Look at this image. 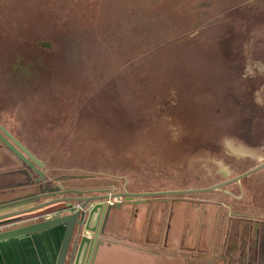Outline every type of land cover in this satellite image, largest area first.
Returning a JSON list of instances; mask_svg holds the SVG:
<instances>
[{"label":"rangeland","instance_id":"374dc122","mask_svg":"<svg viewBox=\"0 0 264 264\" xmlns=\"http://www.w3.org/2000/svg\"><path fill=\"white\" fill-rule=\"evenodd\" d=\"M234 74L243 85L228 88ZM227 99L250 115L221 113ZM0 126L63 192L200 189L239 176L264 162V0H0ZM15 168L0 142V197ZM173 198L197 211L194 222L203 211L246 214L230 219L237 258L264 259L248 235L264 231V168ZM207 231L197 224L185 247L215 239Z\"/></svg>","mask_w":264,"mask_h":264},{"label":"crops","instance_id":"0c3cea01","mask_svg":"<svg viewBox=\"0 0 264 264\" xmlns=\"http://www.w3.org/2000/svg\"><path fill=\"white\" fill-rule=\"evenodd\" d=\"M2 173L0 180L5 175ZM8 173L14 175L13 182L8 183L9 191L0 197V204L18 200L33 192L26 187L31 176L25 174V168L11 169ZM31 205L36 204L28 201L9 206L0 209V214L28 208ZM186 205L185 202H175L173 196L123 200L119 208L109 212L104 233L98 236V245L95 248L91 244L84 245L79 257L81 237L85 235L92 239L94 232L86 233L84 231L86 227L80 231L76 226L65 264H264V259L261 257L237 258L238 240L236 238L232 240V232L235 228L230 227V219H249L246 214L203 211L198 216V222H194L197 211L187 212L184 210ZM64 209H66L65 205L60 206L58 211L62 212ZM47 212L49 211L44 210L3 222L0 224V231L41 221L34 218ZM98 215L99 212L89 221L88 217L86 218L85 224L89 229L95 230L100 226ZM197 224L201 228L202 236L210 229L207 232L215 239L198 241L196 248L188 249L185 246L192 243ZM64 230L65 226L62 225L40 233L0 241V264H55ZM248 230L250 237L254 234L255 241L260 240L261 244L264 243L262 229L251 226ZM243 243L246 245V241ZM188 252L192 253L191 257H182L183 253Z\"/></svg>","mask_w":264,"mask_h":264},{"label":"water","instance_id":"95a60500","mask_svg":"<svg viewBox=\"0 0 264 264\" xmlns=\"http://www.w3.org/2000/svg\"><path fill=\"white\" fill-rule=\"evenodd\" d=\"M0 142L6 147L8 151H10L21 162L23 166L26 167V169H30L35 173L36 178L34 180L30 179V182L27 183V185L28 184L36 185V186L38 185L42 188V190L38 191V193H30L27 194V196L22 197L18 200L0 204V209L17 204H22L28 201H33L39 198V196H43V198H46V197H52V196L55 197L57 195H61L62 192L60 191V188L58 186L55 188H49V189L46 188L45 176L44 173L41 171L43 168L42 163L37 158H35L24 146H22V144H20L14 137H12L7 131H5L1 126H0ZM263 168H264V162L240 174L239 176L225 180L213 186L200 188V189H184V190H170V191H159V192H139V193L126 192V191L117 192V193L106 192L102 194L81 193V195L79 196L78 194L80 193L78 191H73V194L75 196L72 195L70 197L54 198L48 201L40 202L28 208L0 214V224L9 221L11 219L21 218L26 215L35 214L44 211L45 209L58 204H65L66 208H70L71 204L74 202L81 203L82 207L84 208L89 207V211L87 214L88 221L94 214L99 212L98 220H100V226L98 227V229L93 230V229H89L86 224L84 225V228L86 227L84 231L86 233L94 232V235L92 239L85 237V235L81 237L79 244V252H78V257H79L80 252L84 247V245L91 244L93 245L94 248L98 245L99 243L98 236L104 233V227L108 219L109 212L114 208H119L120 205H122L123 200L131 201L134 199H141V198H154L159 196H183V195L211 192L218 190L224 186L230 185L232 183L239 182L241 179ZM25 174L27 175L26 170H25ZM109 199H115L117 202L113 205H108L106 202ZM78 216H79V212L67 213V214L65 213L60 216H56L51 220L38 221L35 223L0 231V241L22 235L40 233L64 225L65 230L55 264H65L69 247L71 245L72 238L76 230ZM87 224L89 223L87 222ZM77 229L81 231L80 228Z\"/></svg>","mask_w":264,"mask_h":264},{"label":"trees","instance_id":"16d2710c","mask_svg":"<svg viewBox=\"0 0 264 264\" xmlns=\"http://www.w3.org/2000/svg\"><path fill=\"white\" fill-rule=\"evenodd\" d=\"M237 76H239V75H237ZM237 76H236V74H234L232 76L233 78H232L231 83H230L228 88H231L234 85H243V84L240 83L241 79L239 77H237ZM246 99H247V96H246ZM234 103H235V101H232V103H231L228 100V104L229 105L224 107V108L222 107L221 108V113H226L227 112L232 117H235V118L238 117V116H240L242 118H245V117H248L250 115V113L248 112L249 109L245 108V106H243V105L236 106L235 109H237L238 112L236 110H233L234 107H235ZM232 117H231V119H232ZM24 168H25V170L27 171L28 174H30V172H33L30 169H26L25 166H24ZM34 175H35V173H34ZM35 177H36V175H35ZM77 178L83 179V178H91V177H89V176H81L80 177L79 176ZM45 181H46V178H45ZM28 182H30V180ZM73 191H78L80 193V194H78V196L81 195V193H87V194H94V193L100 194L101 193L102 194V193H106V192H109V193L111 192L110 189H99L97 187L91 188V189H86V188H83V187H76V188L70 189L69 191H66V192L61 191V192L73 195ZM63 205H65V204H58V205H55V206H52V207H49V208L45 209V211H58V208H60V206H63Z\"/></svg>","mask_w":264,"mask_h":264},{"label":"built area","instance_id":"2783aa9c","mask_svg":"<svg viewBox=\"0 0 264 264\" xmlns=\"http://www.w3.org/2000/svg\"><path fill=\"white\" fill-rule=\"evenodd\" d=\"M117 201L115 199H109L106 203L108 205H113L115 204ZM89 211V207H82L81 203L78 202H74L71 204L70 208H66L64 210H62V212L60 211H49L47 213H42L40 215H37L34 219H40L41 221H46V220H51L53 218H55L56 216H60L62 214H67V213H74V212H79V216L77 219V227L82 229L85 225V220L87 218V214Z\"/></svg>","mask_w":264,"mask_h":264},{"label":"flooded vegetation","instance_id":"af4514ba","mask_svg":"<svg viewBox=\"0 0 264 264\" xmlns=\"http://www.w3.org/2000/svg\"><path fill=\"white\" fill-rule=\"evenodd\" d=\"M46 188L47 189H49V188H55V186L54 187H51L50 184H46ZM40 190H42V188L37 185L36 188H35V190L33 192H31V193H38V191H40ZM46 198H48V197H46ZM46 198H43V196H39V198H37L36 200H33L32 203L38 204L39 202L43 201V199H46ZM56 198H61V197H58L57 196ZM35 202H37V203H35Z\"/></svg>","mask_w":264,"mask_h":264}]
</instances>
